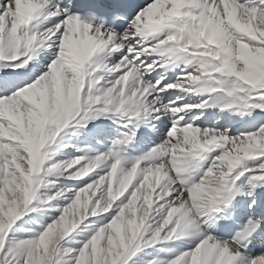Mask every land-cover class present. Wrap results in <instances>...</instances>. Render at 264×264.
<instances>
[{"label": "snow or ice", "instance_id": "1", "mask_svg": "<svg viewBox=\"0 0 264 264\" xmlns=\"http://www.w3.org/2000/svg\"><path fill=\"white\" fill-rule=\"evenodd\" d=\"M0 264H264V0H0Z\"/></svg>", "mask_w": 264, "mask_h": 264}]
</instances>
